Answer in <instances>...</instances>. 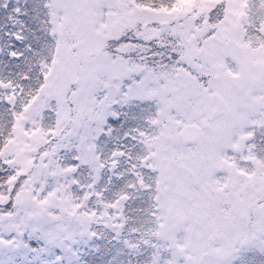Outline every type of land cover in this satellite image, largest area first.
<instances>
[{
  "label": "snow or ice",
  "instance_id": "6c2138e0",
  "mask_svg": "<svg viewBox=\"0 0 264 264\" xmlns=\"http://www.w3.org/2000/svg\"><path fill=\"white\" fill-rule=\"evenodd\" d=\"M0 264H264V0H0Z\"/></svg>",
  "mask_w": 264,
  "mask_h": 264
}]
</instances>
